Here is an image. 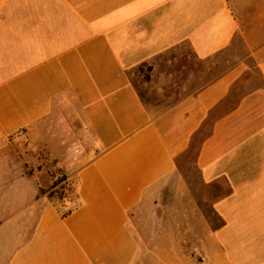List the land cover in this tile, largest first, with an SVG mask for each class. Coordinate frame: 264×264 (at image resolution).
Segmentation results:
<instances>
[{
  "label": "crops",
  "instance_id": "0c3cea01",
  "mask_svg": "<svg viewBox=\"0 0 264 264\" xmlns=\"http://www.w3.org/2000/svg\"><path fill=\"white\" fill-rule=\"evenodd\" d=\"M24 133L78 203L0 174V264H264V0H0V150ZM194 142L211 212L142 236Z\"/></svg>",
  "mask_w": 264,
  "mask_h": 264
},
{
  "label": "rangeland",
  "instance_id": "374dc122",
  "mask_svg": "<svg viewBox=\"0 0 264 264\" xmlns=\"http://www.w3.org/2000/svg\"><path fill=\"white\" fill-rule=\"evenodd\" d=\"M143 74H147L142 70ZM141 89V82L134 76ZM143 93V92H142ZM147 101V100H146ZM32 136L20 134L10 137L0 150V174L6 187L14 178L36 179L37 172L46 170L57 176L59 183L54 189V199L78 203L76 187L62 179V173L55 167L54 160L43 148L30 144ZM197 144L187 150L180 158L173 174L164 179L155 195L143 201L134 214L138 230L147 238H152L154 230L173 228L178 232H188L195 237L202 224L204 213H210V193L202 186L201 176L196 166ZM194 233V235L192 234Z\"/></svg>",
  "mask_w": 264,
  "mask_h": 264
},
{
  "label": "trees",
  "instance_id": "16d2710c",
  "mask_svg": "<svg viewBox=\"0 0 264 264\" xmlns=\"http://www.w3.org/2000/svg\"><path fill=\"white\" fill-rule=\"evenodd\" d=\"M62 173V179H66L67 178V175L65 174V173H63V172H61ZM60 181H59V179L58 180H55L54 181V187L55 186H57V184L59 183ZM40 193H48V195L50 196V198H54V189H53V187L52 188H41L40 189Z\"/></svg>",
  "mask_w": 264,
  "mask_h": 264
}]
</instances>
